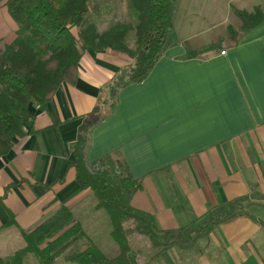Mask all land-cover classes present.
<instances>
[{
  "label": "crops",
  "instance_id": "0c3cea01",
  "mask_svg": "<svg viewBox=\"0 0 264 264\" xmlns=\"http://www.w3.org/2000/svg\"><path fill=\"white\" fill-rule=\"evenodd\" d=\"M0 22L1 53L17 36L6 0H0ZM193 36H177L147 76L120 90L111 113L91 128L87 158L123 157L141 184L131 205L151 213L161 229L194 227L236 198L250 203L253 217L220 222L195 247L174 246L149 264H264V21L215 50L187 56L213 40L194 45ZM132 61L125 51L89 47L75 78L63 80L49 101L31 105L28 133L0 156L3 258L26 245L22 230L41 222L63 231L72 219L91 238L104 229L112 236L95 193L77 189L71 144L102 86ZM111 241L113 256L118 246ZM21 264L42 261L30 252Z\"/></svg>",
  "mask_w": 264,
  "mask_h": 264
},
{
  "label": "trees",
  "instance_id": "16d2710c",
  "mask_svg": "<svg viewBox=\"0 0 264 264\" xmlns=\"http://www.w3.org/2000/svg\"><path fill=\"white\" fill-rule=\"evenodd\" d=\"M129 3L134 20L100 31L91 17L90 0H6L17 23V36L0 53V156L10 151L16 137L28 133L33 120L31 105L49 101L63 80L75 78L83 50L90 47L125 51L133 61L119 67L102 86L97 104L80 124L71 144L70 166L76 170L77 189L90 188L97 196L96 207L110 217L118 252L113 256L106 254L80 222L70 219L67 223L72 224L63 231H52L46 222L22 230L26 245L9 259L0 255V264H21L30 252L36 253L42 264H53L60 255L83 264H149L153 257L174 246L190 247L199 234L210 232L220 222L240 214L253 217L247 199L236 198L210 209L197 227L161 229L151 213L131 205L130 198L141 184L123 157L104 156L94 161L87 158L91 128L111 113L120 90L147 76L159 57L178 41L174 0ZM235 12L244 28L264 21L261 6L252 11L235 8ZM132 30L136 41L129 45L126 37ZM203 52L190 48L186 55ZM133 224L138 233L150 238L144 253L143 246L131 245L128 238ZM67 249L71 251L65 252Z\"/></svg>",
  "mask_w": 264,
  "mask_h": 264
},
{
  "label": "rangeland",
  "instance_id": "374dc122",
  "mask_svg": "<svg viewBox=\"0 0 264 264\" xmlns=\"http://www.w3.org/2000/svg\"><path fill=\"white\" fill-rule=\"evenodd\" d=\"M230 1L231 6L228 4V0H174V21L176 24L175 32L177 33V36L179 38H184L188 34H193L194 39H190L191 41L189 42L192 44H194V42L198 43V41L202 42L204 40L207 42L213 39L212 42H208V44H206L201 50H198L201 52L210 50L212 51L217 49L222 44H225V42H228L227 39L237 36L241 31L244 30L243 22L236 14L235 8L246 9L248 11H252L256 6H261L264 8V0ZM90 9L91 17L96 22L97 28L100 31L105 30L115 24L135 19L129 0H90ZM3 25L4 23L0 22V27ZM135 41V32L132 30L126 37V43L129 45H134ZM102 212V218H107L106 213L103 210ZM133 220L135 222L134 218ZM202 223L203 220L199 221L196 227ZM135 226L134 224L132 225L133 229H131V234H128V238L131 245L143 246L142 249L144 250L142 251L144 253V251L146 252L147 246L151 241L150 238H148L145 234L138 233ZM200 236L202 235L199 234L197 237ZM93 237L94 236H92L93 241L95 239L96 241H100L99 244H95L106 254L111 255L113 246L110 247V244L112 243L111 240H113V238L110 236V229L101 230L99 231V234L96 235V238ZM195 241L190 245L189 248L195 247ZM139 242L141 244H138ZM68 250L71 251V249H67L65 252ZM1 253L4 255L3 250H1ZM28 256H33V254ZM54 262L53 264H81L77 262L66 261L64 260L63 255L58 256Z\"/></svg>",
  "mask_w": 264,
  "mask_h": 264
}]
</instances>
